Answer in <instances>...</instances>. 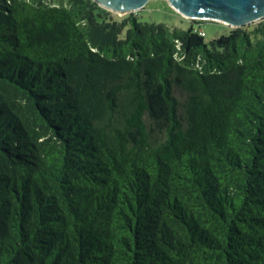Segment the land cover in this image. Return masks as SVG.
<instances>
[{"label": "trees", "instance_id": "16d2710c", "mask_svg": "<svg viewBox=\"0 0 264 264\" xmlns=\"http://www.w3.org/2000/svg\"><path fill=\"white\" fill-rule=\"evenodd\" d=\"M202 22L0 0V264H264V20Z\"/></svg>", "mask_w": 264, "mask_h": 264}, {"label": "water", "instance_id": "95a60500", "mask_svg": "<svg viewBox=\"0 0 264 264\" xmlns=\"http://www.w3.org/2000/svg\"><path fill=\"white\" fill-rule=\"evenodd\" d=\"M100 6L120 13H135L150 0H95ZM182 16L239 28L264 20V0H168Z\"/></svg>", "mask_w": 264, "mask_h": 264}, {"label": "rangeland", "instance_id": "374dc122", "mask_svg": "<svg viewBox=\"0 0 264 264\" xmlns=\"http://www.w3.org/2000/svg\"><path fill=\"white\" fill-rule=\"evenodd\" d=\"M111 12L118 20L130 14ZM135 14H137L139 20L143 22L165 23L170 27H178L182 29H188L192 23L191 19L185 18L178 13L168 0H150L143 9L135 12ZM202 21V23L196 24L195 26L205 32V39L208 44L222 35L229 34L230 31L234 29L221 22ZM126 31H124L123 36H125Z\"/></svg>", "mask_w": 264, "mask_h": 264}, {"label": "built area", "instance_id": "2783aa9c", "mask_svg": "<svg viewBox=\"0 0 264 264\" xmlns=\"http://www.w3.org/2000/svg\"><path fill=\"white\" fill-rule=\"evenodd\" d=\"M200 34H201L202 36H205V32H204V31H200Z\"/></svg>", "mask_w": 264, "mask_h": 264}]
</instances>
